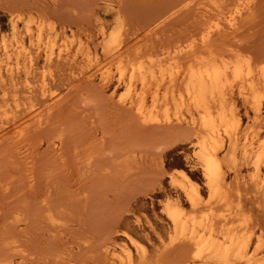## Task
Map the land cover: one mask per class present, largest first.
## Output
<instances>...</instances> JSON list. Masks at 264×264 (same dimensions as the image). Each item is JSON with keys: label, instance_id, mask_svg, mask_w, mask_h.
I'll return each mask as SVG.
<instances>
[{"label": "rangeland", "instance_id": "374dc122", "mask_svg": "<svg viewBox=\"0 0 264 264\" xmlns=\"http://www.w3.org/2000/svg\"><path fill=\"white\" fill-rule=\"evenodd\" d=\"M107 1L0 0V46L4 35L7 43L12 39L13 13L23 12L31 24L40 17L55 22V49L69 45L73 51L78 50L74 71L78 72L82 65L93 70L100 68L94 79L79 80L71 76L69 66L41 60L39 72L49 79L50 74L55 75L50 86L60 91L64 99L49 116V122L34 125L29 141L33 156L30 164L20 159L8 141L0 143L2 264H118L112 263V252L125 253L120 242L135 251L124 236L125 231L148 249L145 261L135 254V264H201L191 258L193 248L189 244L172 241L175 230L165 213L166 202H177L198 215L228 212L223 203L208 201L207 178L194 155L195 129L176 121L143 125L131 112L118 108L116 103L126 96V88L121 86L111 98L113 86L98 88L96 78L103 70L115 71L117 60L101 53L98 61L92 57L95 48L100 47V26L110 29L121 17L137 31L139 40L156 43L158 53L165 59L166 47L187 38L196 11L185 8L184 0H109L110 5ZM234 7L233 2L226 14ZM173 11L176 12L169 16ZM161 15L164 17L160 20L167 18L160 24H151ZM88 35L93 36L90 45ZM239 38L254 51L256 60L264 59V0L258 2L255 17L245 23ZM29 46L35 50L43 44L34 42ZM0 52L3 53L1 47ZM31 82L38 85V76ZM11 94L9 89L8 96ZM235 96L240 130L262 152L258 170L262 177L264 101L256 112L252 104ZM51 102L41 103L47 107ZM177 112L186 113L182 107ZM171 115L175 116V109ZM4 120L2 116L1 121ZM220 144V157H224L227 140L224 138ZM235 158L223 165L224 185L230 188L232 204L242 205V210L250 215L252 248L261 243L257 252L261 256L264 190L257 192L251 179L257 170L250 157L244 158L239 149ZM29 169L34 174L33 182ZM180 170H185L190 182L199 186L202 201L196 209L179 185ZM9 180L13 182L6 189L3 184ZM107 244H111L109 252L105 251Z\"/></svg>", "mask_w": 264, "mask_h": 264}, {"label": "bare ground", "instance_id": "6f19581e", "mask_svg": "<svg viewBox=\"0 0 264 264\" xmlns=\"http://www.w3.org/2000/svg\"><path fill=\"white\" fill-rule=\"evenodd\" d=\"M184 1H187L185 8L196 11V19L183 42L166 47L165 59L158 53L156 43L139 40L140 35L123 18L117 17L110 29L100 26V47L95 48L92 57L98 61L101 53L116 59L117 68L97 75L98 88L113 86L111 98H114L119 88L125 87L127 94L116 106L131 112L143 125L176 121L195 129L194 155L207 178L208 201L223 203L228 212L198 215L168 200L165 213L175 230L172 241L189 244L193 248L191 258L200 260L201 264H264V253L257 254L261 243L252 248L253 231L248 230L251 217L242 210V205L232 204L223 170L224 163L234 162L241 149L244 158L250 157L257 170L251 177L257 192L264 190V176L258 173L262 152L254 148L247 133L241 132L235 98L237 94L245 103L252 104L256 112L264 101V59L256 60L254 51L246 48L245 41L239 38L245 23L255 17L260 0ZM233 2L234 10L227 15V8ZM163 17H156L151 24H160L167 18L160 20ZM11 32L10 42L7 43L4 35L0 46L3 51L0 52V143L8 141L28 165L33 157L29 141L34 125L49 122V116L64 99L60 91L50 86L55 75L50 74V81L45 73L39 72L41 60L69 66L71 76L79 80L94 79L100 68L93 70L82 65L78 72L73 70L78 50L73 51L69 45L55 49L58 29L53 20L40 17L31 24L23 12L13 13ZM92 38L88 35L89 45ZM28 42H42L43 46L32 50ZM36 76L38 85L31 82ZM9 89L12 97L8 96ZM44 100L52 102L43 107ZM179 107L186 113L178 114ZM174 109L175 116L171 115ZM224 138L227 150L220 157L219 149L223 146L220 142ZM180 171L179 185L196 209L202 201L199 186L190 182L185 170ZM33 175L29 169L31 182ZM13 180L3 184L6 189ZM124 236L135 246V251L126 242H120L121 247L118 246L125 253L121 249L120 255L113 251L112 263L135 264V254L145 261L146 245L128 231ZM110 245L107 244L105 251H111Z\"/></svg>", "mask_w": 264, "mask_h": 264}]
</instances>
